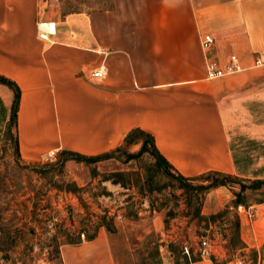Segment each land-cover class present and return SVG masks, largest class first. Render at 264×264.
Wrapping results in <instances>:
<instances>
[{
    "label": "crops",
    "instance_id": "1",
    "mask_svg": "<svg viewBox=\"0 0 264 264\" xmlns=\"http://www.w3.org/2000/svg\"><path fill=\"white\" fill-rule=\"evenodd\" d=\"M98 1L74 8L75 0H0V75L20 89L19 158L34 162L64 149L110 154L139 128L181 176L220 172L264 181V0ZM43 21L52 22L46 37L39 35ZM204 33L214 37L208 48ZM231 53L239 69L208 78L206 62L225 65ZM102 64L104 75L92 76ZM4 91L10 107L14 92ZM232 199L219 185L198 214L183 204L167 213L147 195L130 206V216L124 200L113 231L96 217L84 239L79 229L60 243L59 264H214L211 256L238 264L236 255L249 251L260 264L264 195L236 203L244 211L217 216ZM230 213L238 221L234 246ZM203 235L207 255L192 248L188 260L181 245Z\"/></svg>",
    "mask_w": 264,
    "mask_h": 264
},
{
    "label": "rangeland",
    "instance_id": "2",
    "mask_svg": "<svg viewBox=\"0 0 264 264\" xmlns=\"http://www.w3.org/2000/svg\"><path fill=\"white\" fill-rule=\"evenodd\" d=\"M83 3L87 7L99 5L98 0H75L72 6L78 8ZM7 86L0 82V99L7 107L6 111L0 107V264H59L61 242L76 237L79 229H91L96 217L108 221L121 217L124 200H128L129 216L130 206L147 195L154 207H167V213L179 204L195 212L201 208L206 193L214 188L208 186L225 180L223 186L230 190L233 199L222 216L226 211L236 210L237 192L246 201L264 195L262 187H252L253 181L225 179L212 173L189 180L190 186L196 188L190 192L168 178L148 150L131 157L130 153L138 151L139 143L122 144L97 159L65 158L56 151L48 160L23 161L14 150L11 135L4 131L10 108L3 100ZM14 131L10 126V134ZM118 180L125 184L117 183ZM129 187L133 191L125 189ZM150 187L154 188L149 192ZM123 194L127 196L122 198ZM79 212L82 218L78 217ZM233 214H229V221ZM256 259L253 251L236 255L238 264H254ZM259 263L264 264L263 254Z\"/></svg>",
    "mask_w": 264,
    "mask_h": 264
},
{
    "label": "trees",
    "instance_id": "3",
    "mask_svg": "<svg viewBox=\"0 0 264 264\" xmlns=\"http://www.w3.org/2000/svg\"><path fill=\"white\" fill-rule=\"evenodd\" d=\"M0 82L4 83L6 85H8L10 88H12L14 94H13V101L10 105V108L8 110V118L6 120V128H4V131L10 136L13 140V145H14V150L15 152L18 154V148H17V136H16V117H17V103H18V98H19V92L20 89L17 85V83L4 76V75H0ZM0 107L1 109L5 110L7 109V107L4 105L2 99H0ZM10 126L15 128L14 133L10 134ZM138 138L141 139V143H140V147L138 149L137 152L134 153H130V156H138L142 151L148 150V152L150 154H152L155 159H156V163L161 167V169H163V172L165 173V175L173 180H176V182H178L179 187L181 188H185L186 190L188 189L190 192L192 189H196L195 187L190 186L189 184V180H191V178H186L184 176H181L180 173L176 172L174 169H172V166L165 160V158L159 153L158 149L156 148L155 144H154V140L153 137L150 133L143 131L139 128H134L131 129L124 137V144H130L132 142H135ZM60 153H62L63 157L67 158V157H75V158H79V159H97L99 157H102L106 154H102V155H94V156H88V155H84L81 153H78L76 151H71V150H61ZM212 173V175H217L220 176L222 178H233L229 175H224V173H220V172H210ZM117 183H120L121 185H124L125 183L121 182L120 180L116 181ZM225 180H220V182L218 183H214L210 186H208V188L211 187H215V186H219V185H225ZM262 184H264V181H253V188H258L260 187ZM154 187H150L149 188V192L153 190ZM207 187L204 188L203 190H207ZM246 188V187H245ZM200 189V188H197ZM202 190V189H201ZM243 202V199L240 196V193L237 192L236 194V203H240ZM198 210L196 209L194 213L198 214ZM216 216V215H212V218ZM217 216H221V213L217 214ZM101 223L102 225H104V227L108 230V231H113L114 228L112 226V222L111 220H106V219H101ZM231 227H232V236L230 238V242H231V246H234L235 244H238L240 242L239 239V235H238V221L237 220H231ZM89 237H92V235H90ZM72 241V240H70ZM211 260L214 262V264H218L216 259L211 256L210 257Z\"/></svg>",
    "mask_w": 264,
    "mask_h": 264
},
{
    "label": "built area",
    "instance_id": "4",
    "mask_svg": "<svg viewBox=\"0 0 264 264\" xmlns=\"http://www.w3.org/2000/svg\"><path fill=\"white\" fill-rule=\"evenodd\" d=\"M59 1V0H54ZM52 22H39L38 27L40 30V37H46V32L48 30L52 29ZM214 41V37L210 33H204L201 36V45L203 48H208L212 42ZM240 65L237 63L236 55L234 53H231L229 55L228 61L225 63V65H219L216 61L208 60L206 62V76L208 78H214L217 76H221L226 73L233 72L237 69H239ZM105 67L104 65H100L99 67L93 69L91 71L92 76H103L105 73ZM56 153V150H50L47 152L42 159L48 160L51 157L54 156ZM237 211L246 210V207L244 205L238 204L235 208ZM117 218H120V215L116 216ZM79 237L81 239L85 238V230H82L79 232ZM209 237L207 235H203L199 237L197 243L191 244L189 242H186L181 245V254L184 255L188 260H191L192 258V248H196L197 254L199 256H205L207 255V247L209 246Z\"/></svg>",
    "mask_w": 264,
    "mask_h": 264
},
{
    "label": "bare ground",
    "instance_id": "5",
    "mask_svg": "<svg viewBox=\"0 0 264 264\" xmlns=\"http://www.w3.org/2000/svg\"><path fill=\"white\" fill-rule=\"evenodd\" d=\"M52 25V24H51Z\"/></svg>",
    "mask_w": 264,
    "mask_h": 264
}]
</instances>
